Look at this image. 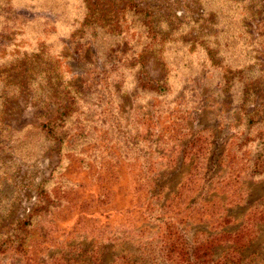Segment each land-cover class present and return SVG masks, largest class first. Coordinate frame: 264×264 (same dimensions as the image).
<instances>
[{
  "label": "rangeland",
  "instance_id": "1",
  "mask_svg": "<svg viewBox=\"0 0 264 264\" xmlns=\"http://www.w3.org/2000/svg\"><path fill=\"white\" fill-rule=\"evenodd\" d=\"M0 264H264V0H0Z\"/></svg>",
  "mask_w": 264,
  "mask_h": 264
},
{
  "label": "trees",
  "instance_id": "2",
  "mask_svg": "<svg viewBox=\"0 0 264 264\" xmlns=\"http://www.w3.org/2000/svg\"><path fill=\"white\" fill-rule=\"evenodd\" d=\"M2 1V0H1ZM4 1V0H3ZM137 16H141V20H143L144 22H146L147 20L150 19V15L145 12V11H139L137 13ZM68 86L64 87L65 89H67ZM142 90H151V92L157 94V95H164L165 92H167V88L163 85L162 82H159L157 86H145V85H141ZM74 99V98H73ZM75 101V99H74ZM73 109L68 108L67 106H63L60 108L58 115L56 116V118L54 120L49 121L48 123L42 125V130H49V132H52L51 130H62L63 128L66 127V122H68V120H70L73 116ZM245 126L248 127L249 130H252L254 127H256L258 124H261L262 122H256L251 114H245ZM195 145L196 148H198V150H195ZM192 147L188 150V153L190 155H201L205 152V150L202 149V143H199V140L196 142V144H193ZM173 167V166H172ZM195 171V170H194ZM196 171L198 172V169H196ZM194 173L191 174L188 177V180L183 184V186H181V190L185 189L187 190L188 193H192L194 188L196 186H200V178H199V174L198 173ZM217 186H219V181L216 182ZM212 184H210L209 186L207 185V187H209V191H211L210 189H214L212 186ZM179 196V195H178ZM176 196V198L178 197ZM192 197V198H191ZM187 196L186 199L190 198V203L189 205H197L200 204V206H206L207 205V198H202V200L200 201V203L197 202L199 196L195 195V198H193V196Z\"/></svg>",
  "mask_w": 264,
  "mask_h": 264
}]
</instances>
